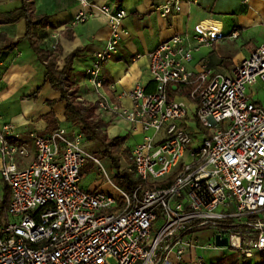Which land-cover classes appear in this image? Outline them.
<instances>
[{"label":"built area","instance_id":"1","mask_svg":"<svg viewBox=\"0 0 264 264\" xmlns=\"http://www.w3.org/2000/svg\"><path fill=\"white\" fill-rule=\"evenodd\" d=\"M77 1L82 11L73 26L95 16L93 9L108 21L106 47L94 54L86 78L100 112L141 130L143 140L130 155L140 185L127 193L113 184L79 132L31 134L32 152L13 125L0 122V175L10 191L0 215V264H202L198 249L252 261L264 251V106L249 89L264 84V43L230 76L206 64L193 71L194 53L225 38L221 23L202 20L192 38L176 35L149 54L155 89L137 84L124 94L132 104L124 108L109 100L103 68L119 50L128 13ZM181 3L169 0L159 10L169 16ZM238 36L234 31L230 38ZM88 162L120 199L81 188ZM204 231L212 236L201 244ZM217 237L228 246L217 247Z\"/></svg>","mask_w":264,"mask_h":264},{"label":"crops","instance_id":"2","mask_svg":"<svg viewBox=\"0 0 264 264\" xmlns=\"http://www.w3.org/2000/svg\"><path fill=\"white\" fill-rule=\"evenodd\" d=\"M168 1L90 0L97 7L117 5L128 13L122 24L124 34L119 50L103 68L105 92L112 103L130 108L131 101L124 94L131 92L137 84L142 85L146 92H153L155 83L149 70V54L176 35L192 38L195 26L202 20L221 23L225 38L213 48L202 47L194 53L189 65L193 71L206 64L214 72L230 76L264 43V0H182L179 12L163 16L159 8ZM20 6L18 0H0V14ZM81 11L77 0H35V14L49 20L46 29L37 28L36 33L41 38L44 51L54 54L53 47L58 46L59 71L73 53H79L72 62L71 89L75 87L78 91L75 98L78 103L96 107V96L88 86L86 70L91 66L94 54L105 49L110 30L107 19L98 15L96 9H93L96 15L87 22L73 26V20ZM234 31L239 33L237 39L230 38ZM26 32L25 18L13 25L0 26V49L10 47L0 53V122L13 125L20 140L34 152L31 134L47 136L61 128L70 133L78 131L66 121L67 103L60 101L61 93L45 82V65L29 42L23 40ZM249 95L254 102L264 106V84L261 80L249 89ZM70 98L75 101L73 95ZM95 113L100 115V119L102 117L107 135L129 136L125 147L131 151L138 145L140 141L137 143L134 139L143 136L141 130L132 132L128 123L100 112L97 107ZM130 140L134 141L132 146L129 145ZM30 162L31 159L24 160L23 165ZM101 187L98 182L87 191H101ZM224 251L198 249L196 253L204 257L202 264L209 260L214 264L220 261L218 257ZM186 264L194 263L187 260Z\"/></svg>","mask_w":264,"mask_h":264},{"label":"trees","instance_id":"3","mask_svg":"<svg viewBox=\"0 0 264 264\" xmlns=\"http://www.w3.org/2000/svg\"><path fill=\"white\" fill-rule=\"evenodd\" d=\"M18 1H20L21 4L18 9L5 14H0V26L13 25L23 18L26 19L27 32L23 40L29 42L32 50L45 65V82L49 83L52 88L61 93L60 101H65L67 103L65 114L66 121L75 127H80L78 132L83 135L85 142H97L104 148L102 151V157L109 161L111 167L115 171V176L113 178L114 184L122 191L133 193L140 185V181L132 171V163L130 161L131 150L128 147H124L129 139V136L107 138L106 134H102L94 123L89 122V110H87V108H85V106L81 103L72 101L70 98L72 94L70 92L71 83L69 82V76L72 72V62L78 57L79 53H73L69 59H67L65 67L59 71L57 67V58L59 53L58 46L56 47L54 54L44 51L41 49V38L36 33L37 28L46 29L49 21L48 18L39 17L35 14V0ZM5 49H0V53ZM92 109L96 108L93 107ZM122 160H126V162L128 161L129 164L127 168H122ZM9 200L10 191L5 185L3 199L0 203V215H4ZM236 255L238 258L240 257L241 260H245L238 254ZM257 255V261L251 263V261L246 260V264H264V251L259 252L256 256Z\"/></svg>","mask_w":264,"mask_h":264},{"label":"rangeland","instance_id":"4","mask_svg":"<svg viewBox=\"0 0 264 264\" xmlns=\"http://www.w3.org/2000/svg\"><path fill=\"white\" fill-rule=\"evenodd\" d=\"M70 92L73 95V99L74 100H75V98L77 99L76 93H78V91L76 92V88L75 87H72V89H70ZM77 102H79V101L77 100ZM93 106L92 105L85 106V108H87V110H89V115H88L89 116V122L90 123H94L95 126L99 129V131L102 132V134H106V125L103 122L102 117L100 119V115H97L95 113L96 109H92ZM94 108H96V107H94ZM73 128L76 131H79L80 130V127H77V126L76 127L74 126ZM190 129H191V133L195 134L197 132V130L199 129L197 123L194 122V123L190 124ZM114 135H115L114 133H111L110 135H107L106 134V137L109 138V137H113ZM195 138L199 142V136H196L195 135ZM142 140H143V136L141 138L134 139V141L137 142V143L139 141H140L139 143H141ZM134 141L133 140H130L129 141L130 142L129 145L132 146L133 143H134ZM84 147L93 156H95L96 158H98V159L101 160L103 166L105 167V169L109 173V176L112 177V180H113V178L115 176V171L111 167V164L109 163V161H107L106 159H104L102 157L103 156L102 155V151L104 150V148L99 143H97V142H91V141L85 142L84 143ZM123 148H122V150H123ZM128 164H129L128 161L126 162V160H122V164H121L122 165V168H127L128 167ZM98 182H99L100 186H102L101 187V191L102 192H104L106 194H109V195H111V196H113V197H115L117 199H120V193H118V191H116V189L114 188V185L110 184V182L104 178V176L101 173L99 167L96 166L95 164H93L92 162H88L86 164V166L82 169V177H81V184H80V186L84 190H89L92 187H94V185L96 183H98ZM4 186H5L4 185V182H3L2 177L0 175V201H2V199H3ZM211 236H212V233L210 231H204V233H202L200 235V237H202L204 239L203 240V242H204L203 244H206V241H209V238ZM208 243H210V242H208ZM204 256H205V258L208 257L207 255H204ZM218 258H220V261H218L217 263H214V264H246L247 263L246 260H241L240 257L238 258V256L236 254H232V253H229L227 251H224V253H222V255L219 256ZM255 261H257V258L256 259L254 258L251 261V263H253ZM210 263L211 262L209 260V261H207L206 264H210Z\"/></svg>","mask_w":264,"mask_h":264},{"label":"water","instance_id":"5","mask_svg":"<svg viewBox=\"0 0 264 264\" xmlns=\"http://www.w3.org/2000/svg\"><path fill=\"white\" fill-rule=\"evenodd\" d=\"M216 245H217V247H220V248L227 247L228 246V240L225 238L223 239V238L217 237L216 238Z\"/></svg>","mask_w":264,"mask_h":264}]
</instances>
